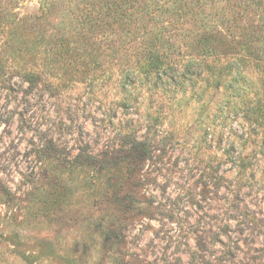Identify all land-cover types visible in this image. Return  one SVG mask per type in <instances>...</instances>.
Masks as SVG:
<instances>
[{
    "label": "rangeland",
    "instance_id": "obj_1",
    "mask_svg": "<svg viewBox=\"0 0 264 264\" xmlns=\"http://www.w3.org/2000/svg\"><path fill=\"white\" fill-rule=\"evenodd\" d=\"M0 264H264V0H0Z\"/></svg>",
    "mask_w": 264,
    "mask_h": 264
},
{
    "label": "trees",
    "instance_id": "obj_2",
    "mask_svg": "<svg viewBox=\"0 0 264 264\" xmlns=\"http://www.w3.org/2000/svg\"><path fill=\"white\" fill-rule=\"evenodd\" d=\"M130 147L133 153H135L140 158L148 157L149 155L150 148H149V145L147 144V141L145 140L134 139L131 142ZM83 156L85 157L84 159H87V160L92 159L91 161L96 159V157L91 155L90 153H86ZM88 163H91V162H88Z\"/></svg>",
    "mask_w": 264,
    "mask_h": 264
}]
</instances>
